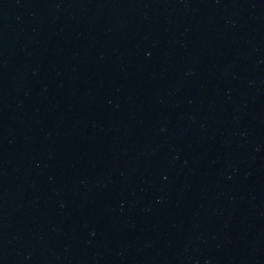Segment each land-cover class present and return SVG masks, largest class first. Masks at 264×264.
Returning a JSON list of instances; mask_svg holds the SVG:
<instances>
[{"label": "water", "instance_id": "95a60500", "mask_svg": "<svg viewBox=\"0 0 264 264\" xmlns=\"http://www.w3.org/2000/svg\"><path fill=\"white\" fill-rule=\"evenodd\" d=\"M0 264H264V0H0Z\"/></svg>", "mask_w": 264, "mask_h": 264}]
</instances>
